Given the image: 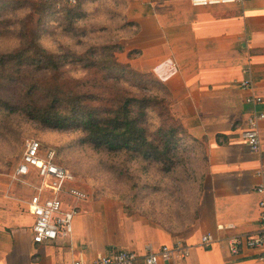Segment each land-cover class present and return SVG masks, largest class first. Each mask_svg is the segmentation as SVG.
Returning <instances> with one entry per match:
<instances>
[{
    "label": "crops",
    "instance_id": "0c3cea01",
    "mask_svg": "<svg viewBox=\"0 0 264 264\" xmlns=\"http://www.w3.org/2000/svg\"><path fill=\"white\" fill-rule=\"evenodd\" d=\"M124 4L125 22L133 25L122 40L126 62L165 86L172 114L195 140V201L178 211L164 204L133 214L110 199L70 194L68 183L60 198L62 208L74 212L70 236L37 244L29 201L39 180L34 174L12 180L13 171L0 177V264H91L100 255L130 250L142 257L175 244L187 256L161 264H261L247 248L231 255L227 240L254 233L260 213L254 188L264 167V120L260 152H252L241 133L249 114L264 110V0ZM245 80L250 87H241ZM253 96L262 98L260 106L250 103ZM204 235L212 242L202 243Z\"/></svg>",
    "mask_w": 264,
    "mask_h": 264
},
{
    "label": "trees",
    "instance_id": "16d2710c",
    "mask_svg": "<svg viewBox=\"0 0 264 264\" xmlns=\"http://www.w3.org/2000/svg\"><path fill=\"white\" fill-rule=\"evenodd\" d=\"M40 2L39 10L37 0H0V16L10 6H28V15L36 14L40 22L38 28L33 29L30 23L27 31L25 27L20 30L19 47L0 53V113L23 114L47 127L79 131L83 135L81 141L94 150L125 156L122 164L126 168L137 157L148 165L157 164L164 175L141 184L142 197L147 193L149 203L153 204L142 213L148 214L154 206L162 207L170 202L174 192L170 183L163 186L164 177L176 173L175 162L195 143L180 120L172 115L168 90L152 74L140 73L129 64L121 65L113 57L99 65L103 60L98 55L103 54L100 48H90L82 55L69 50L58 54L46 52L38 39L48 22L67 16L72 27L73 17L82 13L79 8L85 2ZM132 26L123 24L127 31ZM132 54L129 53V59L135 53ZM74 69L82 70L83 76L73 77L70 72ZM148 114H153L160 124L154 131H150ZM174 182L181 181L175 177Z\"/></svg>",
    "mask_w": 264,
    "mask_h": 264
},
{
    "label": "rangeland",
    "instance_id": "374dc122",
    "mask_svg": "<svg viewBox=\"0 0 264 264\" xmlns=\"http://www.w3.org/2000/svg\"><path fill=\"white\" fill-rule=\"evenodd\" d=\"M88 1L84 0V5L79 8L82 13L78 17H73L76 21L74 20L72 27L68 25L67 16L56 21L50 20L46 31L41 37L39 35L40 46L48 53L58 54L69 50L78 52V55L96 47L103 53L98 54L102 55L103 59L99 65L107 61L108 57L115 58L121 65L128 64L124 58L122 41L128 34L127 29L123 27L126 19L124 0H93L89 3ZM37 2L40 10L42 2L40 0ZM35 7L38 8L37 5ZM26 8L10 6L6 14L0 16V53L19 47L21 29L25 27L24 30L27 31L30 23L33 29L40 26L39 17L36 14L29 16ZM110 46L113 49H107ZM118 47L121 48V52L117 53ZM70 74L73 77H81L84 73L82 70L74 69ZM42 75L45 77V73ZM148 120L150 131L156 130V125H160L153 114H148ZM165 128L163 126V129ZM82 137L79 131L47 127L23 114L9 115L2 112L0 177H8L13 173L20 162L26 142L35 139L41 144L44 154L54 153V162L73 175L74 180L69 186L82 196L85 195L89 199L113 200L123 210L133 214H141L142 211L144 213L151 209L150 206L153 204L149 203L150 199L145 189L146 196L142 197L140 186L149 179L159 180L164 175L160 166L148 165L141 157H137L136 161L127 164L130 168H126L122 164L125 156L115 157L110 152L94 150L81 141ZM193 145L188 146L187 152L180 155L175 162L176 173L174 175L169 173L164 177L166 182L163 186L167 187L170 183L174 189L173 198L171 196L170 202L166 203L171 211L174 208L178 211L186 203L191 206L195 201V175L200 154L195 151V143ZM175 177L181 181L179 184L174 182Z\"/></svg>",
    "mask_w": 264,
    "mask_h": 264
},
{
    "label": "built area",
    "instance_id": "2783aa9c",
    "mask_svg": "<svg viewBox=\"0 0 264 264\" xmlns=\"http://www.w3.org/2000/svg\"><path fill=\"white\" fill-rule=\"evenodd\" d=\"M67 1L75 4V0ZM243 0H191L195 7H213L230 4H241ZM241 87H250V82H241ZM250 103L255 107L260 106L262 98L251 97ZM264 120V110L255 109L249 114L246 126L241 133L242 140L247 144L252 152L258 153L261 150L259 128ZM34 174L39 184L35 187V193L29 201V209L34 216L32 226V239L34 243L53 241L57 238H67L71 234L73 211L62 208L61 193L66 185L73 182L74 178L63 167L54 162V153L44 154L39 141L30 139L22 151L20 162L12 174V180H20ZM258 176L261 182L254 188L260 195L258 207L260 213L257 220V229L254 233L236 235L227 240L228 250L231 255H237L244 248L256 252L257 260L264 264V167H260ZM70 194L80 196L74 189ZM202 243H211L210 235L201 238ZM186 257L187 249L179 244L172 246H162L157 252H149L144 256H139L130 250H121L112 255H100L91 264H161L169 262L176 256ZM64 264H83L81 260H74Z\"/></svg>",
    "mask_w": 264,
    "mask_h": 264
}]
</instances>
